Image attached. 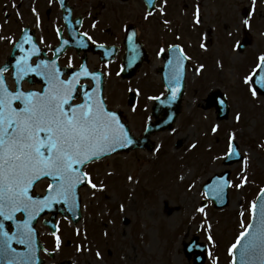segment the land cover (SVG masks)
Instances as JSON below:
<instances>
[{
	"label": "rangeland",
	"instance_id": "1",
	"mask_svg": "<svg viewBox=\"0 0 264 264\" xmlns=\"http://www.w3.org/2000/svg\"><path fill=\"white\" fill-rule=\"evenodd\" d=\"M1 1L0 25L3 22L2 30L8 33V22L2 13L6 0ZM248 2L202 3L205 11L201 27L210 30L218 26L216 37L230 34L233 38L221 43L219 52L214 49L216 44L212 46L211 54L216 56H209L206 62L208 77L196 75L200 71L189 74L183 111L172 132L152 138L156 143L153 153L116 155L85 169L97 189L88 186L81 191L83 220L78 226L59 219L60 245L57 249L56 238L53 237L55 242L48 239L56 257L48 258L46 264L62 260L71 264H194L196 254L188 259L186 251L196 238L207 248L204 264H232L229 249L249 225L252 204L264 189V96L252 97L244 83L252 74L255 58L264 55V7L259 5L257 10L261 12L257 17L261 22L251 33L252 45L242 54L231 50L232 43L242 37L240 12L248 8ZM218 10L220 17L216 15ZM215 33L209 34V39ZM0 37V53H4L10 37ZM153 84L148 88L151 93L158 91ZM133 89L134 86L109 80L106 96L111 108L126 114L131 130L139 136L148 115L138 112L144 111L145 105L150 107L151 101L148 91L142 89L137 112L135 106L126 104ZM209 90L226 94L230 106L227 120L218 121L215 108H206ZM231 140L239 145L244 160L224 166ZM227 170L231 180L228 206L217 210L209 202L203 207V185ZM244 177L247 179L243 186L237 187ZM44 188L42 184L37 191ZM201 207L203 213L197 211ZM40 231L46 242L49 231Z\"/></svg>",
	"mask_w": 264,
	"mask_h": 264
},
{
	"label": "snow or ice",
	"instance_id": "2",
	"mask_svg": "<svg viewBox=\"0 0 264 264\" xmlns=\"http://www.w3.org/2000/svg\"><path fill=\"white\" fill-rule=\"evenodd\" d=\"M243 23L248 25V20L245 19ZM84 35L87 36L86 33ZM25 40L28 38L25 37ZM32 48V54L39 51L35 44ZM20 51H24L22 45ZM179 51L181 56L175 62L177 83L183 59L187 58L183 57L182 50ZM29 59V55H24L16 62L15 79L18 87L14 91L9 89L3 76L7 68L0 69V221H16V231L11 235L5 230V224L0 222V256L6 258L7 264H34L35 244L31 224L36 216L57 203L75 207L80 185L97 189L84 168L132 144L116 114L107 110L104 101L97 95L86 91L82 103L73 102L76 89L83 87L79 84V78L91 75L86 65H81L80 72L65 80L61 79V73L54 63L49 65L46 61H40L33 68ZM258 60L257 69L244 80L253 97L258 95L260 89H264V75L256 78L257 72L264 69V55ZM29 72L43 77L46 82L43 91L23 90L20 81ZM93 79L98 81L99 78L93 76ZM231 148L230 143L229 155L233 154ZM45 178L50 181L46 194L36 199L32 194L33 187ZM128 179L131 181L132 177ZM246 179L244 177L237 187H242ZM215 191L219 195L223 187ZM256 207L253 203L254 217ZM197 211L203 213L204 209L201 207ZM17 213L23 214L25 219L17 221ZM252 227L250 224L240 233L229 251L234 253L240 248L241 264H250L253 258L264 264V204L261 205L260 222L255 233L249 231ZM246 238L247 242L242 245L241 241ZM208 239L212 240V237ZM13 242L23 245L26 251L17 252L12 247ZM56 242L58 249L59 236H56ZM232 264H236L235 257Z\"/></svg>",
	"mask_w": 264,
	"mask_h": 264
},
{
	"label": "flooded vegetation",
	"instance_id": "3",
	"mask_svg": "<svg viewBox=\"0 0 264 264\" xmlns=\"http://www.w3.org/2000/svg\"><path fill=\"white\" fill-rule=\"evenodd\" d=\"M210 1L215 0H151V3L149 0H6L2 13L10 32H3L2 22L0 35L9 36L10 40L6 51L0 53V67L14 65L21 56L29 55L33 68L40 61L49 65L54 63L61 79L67 80L81 71V65H86L91 75H82L80 85L91 86L93 74L100 71L106 85L113 80L135 87L128 94L127 105L132 94H135L136 104L139 102L142 89L148 91V98L155 99L165 92L163 72L166 62L173 60L175 63L181 55L179 50L187 57L183 64L188 86L191 72L201 70V77L208 74L206 62L209 56H216L211 54L212 46L216 44L214 49L219 52L217 47L233 38L230 34L216 37L218 26H211L210 30L195 27L197 9L201 22L205 11L202 3ZM148 4L152 5L151 9ZM247 4L249 11L254 13L249 24L242 25L241 39L234 42L238 51H246L252 45L251 33L261 22L257 18L261 12L257 10L259 5L264 7V0H249ZM246 11L244 8L241 16ZM149 12L152 15L149 16ZM219 13L218 10L217 17H220ZM193 29L198 33V46L193 45ZM212 32L215 37L209 39ZM33 44L39 50L35 54H32ZM21 45L24 51H20ZM11 84L14 85L12 80ZM22 84L27 91L41 92L45 81L35 72H29ZM152 84L158 88L157 92L148 90ZM149 110L151 113V108ZM2 222L12 232L9 223Z\"/></svg>",
	"mask_w": 264,
	"mask_h": 264
},
{
	"label": "water",
	"instance_id": "4",
	"mask_svg": "<svg viewBox=\"0 0 264 264\" xmlns=\"http://www.w3.org/2000/svg\"><path fill=\"white\" fill-rule=\"evenodd\" d=\"M102 88L99 87L97 89V96L100 99V94H101ZM92 93L96 94L95 91ZM182 89L180 92L177 93V95L173 96V93L171 94L170 97L167 99L163 100L160 102V106H157L155 108V114L158 115L159 113H165V119L162 121H158L155 124H150L147 128V131L145 133V137L142 140H136L132 134L129 131V128L127 125L123 124L119 115L116 114L117 119L119 120L120 124H122L125 128V130L128 133L129 138L132 140V144L124 147V148H119L117 151L107 155L110 156L112 154L118 153V152H125L129 153L135 149H145L147 148L148 150L152 151L154 148L153 144H151L148 141V138L155 133L163 132L166 130H172L174 123L178 117V114L180 113V106H181V99H182ZM214 99H212L213 102ZM228 106L224 101H221L220 104L218 103V118L219 119H224L227 118L228 115ZM233 152L232 155H229L228 159L225 162V165H231L237 161L241 160V156L238 153V150L236 146H233L232 150ZM104 157H101L99 159H102ZM98 159V160H99ZM228 173L223 174L222 176H216L213 180H211L208 184L204 186V190L207 194V196L215 203V206L217 208H222L225 207L228 203V188H229V182H228ZM85 185H80L79 188L77 189V202L75 207L72 205H66L64 203H57L53 205L50 210H47L48 212L52 213V219L48 223L55 233L57 231V227L55 226V219L58 214H62L64 217L71 216L73 218V221L75 224H78L79 221L81 220V212H80V196H79V189ZM222 186L223 191L217 195L215 189L218 187ZM264 193V191L262 192ZM264 204V197H262V194L260 195L258 201H257V207L255 210V217H252L251 225L253 226L251 230H249L251 233H255L256 231V226L260 222V210H261V205ZM46 211V212H47ZM37 236L35 235L33 237L34 239V244H35V257L38 255V252L40 251V243L38 242ZM247 242V238L243 241H241V244L243 245L244 243ZM193 249V250H192ZM189 254L193 251L198 253V257L195 258V264H203L205 261V256H204V248H201L199 245L196 244V241H194L190 247H189ZM53 256V254H51ZM235 260L236 264H241L240 261V248L238 247L235 251ZM63 264H69V263H63ZM250 264H260V260L257 258H253L250 261Z\"/></svg>",
	"mask_w": 264,
	"mask_h": 264
}]
</instances>
